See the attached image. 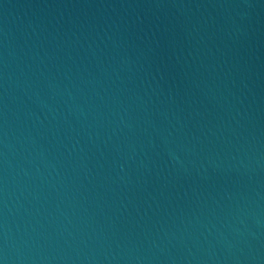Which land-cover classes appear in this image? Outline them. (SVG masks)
<instances>
[{"label":"water","instance_id":"1","mask_svg":"<svg viewBox=\"0 0 264 264\" xmlns=\"http://www.w3.org/2000/svg\"><path fill=\"white\" fill-rule=\"evenodd\" d=\"M0 264H264V0H0Z\"/></svg>","mask_w":264,"mask_h":264}]
</instances>
